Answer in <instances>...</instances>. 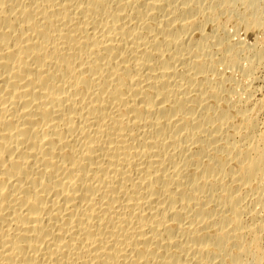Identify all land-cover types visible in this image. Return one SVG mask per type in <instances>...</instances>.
<instances>
[{"label":"bare ground","instance_id":"bare-ground-1","mask_svg":"<svg viewBox=\"0 0 264 264\" xmlns=\"http://www.w3.org/2000/svg\"><path fill=\"white\" fill-rule=\"evenodd\" d=\"M0 264H264V0H0Z\"/></svg>","mask_w":264,"mask_h":264}]
</instances>
